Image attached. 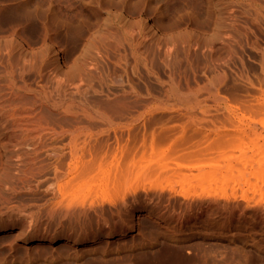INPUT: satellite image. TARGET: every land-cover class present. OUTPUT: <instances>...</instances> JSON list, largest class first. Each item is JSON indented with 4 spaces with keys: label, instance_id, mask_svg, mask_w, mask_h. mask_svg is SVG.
Wrapping results in <instances>:
<instances>
[{
    "label": "bare ground",
    "instance_id": "obj_1",
    "mask_svg": "<svg viewBox=\"0 0 264 264\" xmlns=\"http://www.w3.org/2000/svg\"><path fill=\"white\" fill-rule=\"evenodd\" d=\"M213 4L214 17L205 30L140 31L136 43L134 33L126 30L131 74L137 72L134 65L140 70L151 66L159 52L167 77L156 80L157 94L147 88L141 92L140 85L125 81L122 56L117 62L122 74L110 75L99 69L93 50L82 51L72 67H65L50 58L47 46L29 48L14 37L0 41V184L13 175L14 179L49 178L48 189L54 186L52 180L57 183L59 205L52 206L58 209L50 207L49 213L65 218L69 228L55 229L47 238L50 244L60 238L76 243L126 234L134 228L140 209L164 224L180 223L181 212L193 209L239 211L262 218L264 44L248 40L256 55L254 70L258 69L256 76V71L250 72L255 78L249 75L256 83L244 73L248 70L241 71L249 63L242 64L244 55L239 56L238 49L247 43L243 42L247 33L253 34L249 21L263 26L264 0H214ZM100 34L105 38L109 31ZM144 43L146 53H140L139 44ZM181 61L183 72H191L187 77L178 73L185 78L184 86L176 73ZM193 62L200 72H194ZM205 119L209 123H203ZM238 191L243 192L241 201L236 196L232 202ZM8 195L0 191V232L15 226L14 238L25 245L43 238L39 232L25 236L27 221L10 218L16 204L10 206ZM171 201L178 202L177 210L174 203L175 208L169 207ZM9 213V219L1 218Z\"/></svg>",
    "mask_w": 264,
    "mask_h": 264
},
{
    "label": "rangeland",
    "instance_id": "obj_2",
    "mask_svg": "<svg viewBox=\"0 0 264 264\" xmlns=\"http://www.w3.org/2000/svg\"><path fill=\"white\" fill-rule=\"evenodd\" d=\"M213 1L0 0V41L8 37H14L19 43L29 48L43 49V47L47 46L51 48L50 58L55 59L65 67H72V62L78 59L82 51L85 54H89L93 50L94 53L92 54L96 53L95 58L97 59L98 57L99 69L101 70L102 68V70L107 72H103L104 74L112 75L111 73L114 72L115 74L122 72L123 74H121L125 81H131L133 84L130 83L132 85L135 84V86L136 84L137 86L140 85L141 92L147 88L151 94H157L159 88L156 80L161 78V80H158L160 82L163 81L162 78L165 79L167 77V71L164 70L166 68L160 62L161 57L158 55L159 52L156 51L158 54H154L155 61L153 60L154 63L151 66L148 63V67H144L140 63L142 66L140 70L139 65H134V69L137 72L134 71L131 74L129 66L132 64L133 59L125 40L126 32L131 31L134 33L133 35L136 36L134 41L136 43L140 39H137V36L140 37V31L141 33L156 31L160 34H167L182 32L190 28L205 30V27H210L214 17L215 8ZM249 23L254 24L250 25V33L253 32L254 35L250 34L248 36L249 33H247L243 41L247 42L243 43L246 46L242 45V48L238 49V55H244H241L243 65L244 63H249L246 66L244 65L241 71H245L246 69L248 72L244 73L252 75V70L257 66L255 64L256 55L248 45L251 46L252 43L255 45L264 44V28H262L264 24L261 26L263 22H258L261 25L255 26V22L249 21ZM106 30L109 31V34L106 36L107 38H101L100 33ZM98 36L100 40L97 39ZM253 37H255V40ZM147 39L148 37L145 40L147 41ZM249 39L251 44L248 43ZM143 47L146 49L148 46L146 43L139 44L140 53H143L145 50L143 49L142 51ZM248 47L252 52L248 51ZM219 51L220 53L222 52L221 49ZM216 52H218V49ZM144 53L146 52L144 51ZM123 54L127 56L124 58ZM120 56H122L120 60L123 61L125 59L126 63L131 61L127 63L129 65L123 62V65L121 64L122 68L120 63L117 64V62H120ZM249 56H252L253 59ZM246 57H249V60ZM126 58L128 61H126ZM253 60H255L254 64L252 63L254 68L250 66ZM183 62L180 65H184ZM193 63L195 66L197 65L195 62ZM194 64H192V67H194ZM118 65L119 67H117ZM183 65L177 69L178 78H181V75L187 77L189 73L191 74L190 71L188 74L187 72H183ZM237 66L240 67L238 64ZM150 67L153 69L149 70ZM196 67L194 68L198 71L196 69L195 71L194 68L192 71L194 70L195 73L200 72L199 65ZM126 68L128 72L130 71V76ZM176 68L175 71H177ZM123 69L126 70L127 76H125L126 74L124 75ZM257 71L253 75L256 76L258 74ZM154 72L160 76H155ZM199 74H196L198 78ZM146 75L148 76V80L146 79ZM150 76L156 77L155 80ZM253 77L250 76L255 82V77ZM178 78L177 81H179ZM180 80L182 81L183 78ZM181 81L179 82L181 83ZM184 81L185 78L182 84ZM145 84L147 87L144 86ZM179 85L182 86L181 84ZM210 107L213 108V106ZM210 114L206 118L210 117ZM205 120L206 122L200 121H203L205 124L209 123L207 119ZM12 172L14 173V170L11 171V176ZM12 177H10L9 181L1 182L0 191L4 195H8L9 193L10 197L7 201L10 203V206L13 205L14 207L15 204L16 206L12 208L13 210L11 209L12 215L10 213L4 214L1 218L5 217L3 219H9L8 215H10L11 219L19 218L25 220V222L27 221V227L25 226V229L22 230L25 236H31L39 232L43 233L44 237L25 245L21 240L14 238L16 228L9 225V229H5L2 233L0 232V264H264V215H262L261 219H258L248 213H241L239 211L231 213L229 210L222 212L212 209L199 212L193 209L188 212H181L182 221L180 223L174 224L167 220L168 223L166 221L164 224L157 219L155 214L153 215V213L147 212V210L140 209L137 211L134 228L126 234H117L110 238L100 235L92 238V241L83 240L76 243L60 238L58 242L50 244L47 238L54 234L55 229L67 227L64 221L66 220L65 218H59V216H56V212V215H50L49 213V208H53L52 205L56 207V200H59V195H56L58 194L56 189L57 183L52 180L54 186L52 188L49 186L48 189L49 182H51V179L48 180L49 178H40L35 175L33 178L26 176L25 178L22 177V179H14ZM31 178L32 180H30ZM24 180L25 183L23 182ZM36 180L38 184H34L35 182L37 183ZM15 181L17 184H15ZM27 182H29V185ZM17 185L18 188L16 190ZM245 187L246 185H244ZM51 189L56 193L50 194L53 192ZM242 193L239 191L235 193V198L229 194L231 198H234L232 199L233 201L229 196L226 199L235 202L238 198L241 201L240 194ZM250 195V192H246L245 196L251 201L252 196ZM258 201L260 200L258 199ZM171 203H169L171 205L169 207L174 206L175 208L174 204H176L177 207L175 209L179 208L178 202L171 201ZM56 205H59V203L57 202ZM102 206L105 207L107 205L105 204L104 206L103 204ZM260 206L264 207V199H261ZM88 209L89 215H93L91 214L93 213V209ZM187 214L190 215L188 219H186ZM57 219H63L65 224L63 221L62 224H58ZM94 220L95 218H92L93 224H95ZM75 228L78 231V227L75 226ZM76 232L74 233L75 235L77 234Z\"/></svg>",
    "mask_w": 264,
    "mask_h": 264
}]
</instances>
